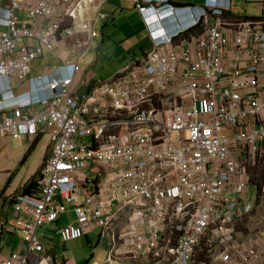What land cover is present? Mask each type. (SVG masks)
<instances>
[{
    "label": "built area",
    "instance_id": "2783aa9c",
    "mask_svg": "<svg viewBox=\"0 0 264 264\" xmlns=\"http://www.w3.org/2000/svg\"><path fill=\"white\" fill-rule=\"evenodd\" d=\"M6 1L0 78L29 90L0 91V139L45 135L52 154L39 196H16L14 222H0V236L14 228L26 246L0 264L44 252L39 229L69 208L75 221L61 240L98 232L103 264H264V232L247 241L236 232L264 196L254 175L264 160V21L227 20L218 0L197 10L120 0L139 12L153 49L87 91L75 82L97 38L91 14L108 0ZM194 13L188 30L180 19ZM45 55L59 63L34 78Z\"/></svg>",
    "mask_w": 264,
    "mask_h": 264
},
{
    "label": "crops",
    "instance_id": "0c3cea01",
    "mask_svg": "<svg viewBox=\"0 0 264 264\" xmlns=\"http://www.w3.org/2000/svg\"><path fill=\"white\" fill-rule=\"evenodd\" d=\"M205 1L206 0H171L172 4L178 8L191 7L196 10L198 8H202ZM220 1L226 7L224 13L227 20H231L234 22L239 20L264 21V0ZM7 4L8 3L6 0H0V6L2 8L7 7ZM96 7L99 8V13L91 14L93 18H96L95 31L97 33V38L95 40L99 39L98 29L101 28V44L105 45L106 32L110 34L109 32L113 30L114 26V29H117V26L121 25L125 29V35H128L124 37L123 42H128L123 45V48L127 46L126 49L131 55L132 63H134L136 60H142L147 53L152 51V40L150 39L149 33L144 26L141 15L135 9L132 3L120 0H108ZM19 16L21 18L25 17V15ZM193 18V16L184 17L180 20H182L183 24H185ZM95 40L90 42V46L85 52L83 59L81 60V71L78 74L75 82V87L78 89L79 87H83L86 88L87 91H90V89L101 84L95 82V76H92L93 74H91L90 71H87L85 73L84 70L85 67H89L92 64L93 58H91L87 63L85 62V59L89 56L90 47L95 43ZM134 40L135 42H133ZM73 43H75V41H73ZM45 57H49L51 60L47 58L46 59L52 62L45 67L36 69V71L34 68H32V76L34 78H39L46 75L47 72H50L52 67L58 65L59 63L57 59L52 58L50 55H45L40 59H45ZM13 82H15L16 84H13ZM10 84L14 93L17 95L29 90L28 83L20 84L17 81L10 80ZM1 120H3L2 117H0V121ZM45 139L46 143L42 146L41 143ZM30 151L31 154L29 158L24 164H22L25 156ZM51 154L52 145L49 143L45 135H40L35 140L23 135L8 136L0 139V222L9 223L10 225L14 222L15 215L12 208L13 198L18 195H22L21 193L25 186H27V184L30 183L34 178H36V176L42 171L44 165L51 158ZM69 214H71L72 216L74 215L71 212L70 208L69 212L60 216L57 222L45 226L51 227V230L54 231L55 236L57 235L61 239L60 232L61 230H63V228L60 229L59 227L60 220L63 216ZM72 220L73 223L75 221V217H73ZM30 221L32 220L30 219ZM43 235L45 236L43 239L45 246L44 252L33 254L30 257L29 264H68L64 260H58L56 255L51 253L49 242L51 243L52 239L47 233H42L41 236ZM92 235L97 239L98 246H100V244L104 242L107 243L105 240H101L99 238L98 232H94ZM90 236L91 235H89L88 237ZM88 237L86 238L88 239ZM17 238L20 239L19 244L16 243ZM25 250L26 246L23 243L21 236H19L18 232L14 228H12L10 232H5L2 236H0L1 256L9 257L14 253L24 254Z\"/></svg>",
    "mask_w": 264,
    "mask_h": 264
},
{
    "label": "rangeland",
    "instance_id": "374dc122",
    "mask_svg": "<svg viewBox=\"0 0 264 264\" xmlns=\"http://www.w3.org/2000/svg\"><path fill=\"white\" fill-rule=\"evenodd\" d=\"M114 27L113 30L109 32L110 34L106 32L105 45L101 44V28L98 29L99 39L95 40V43L91 45L89 56L85 59V62L87 63L91 58H93L92 64L89 67H85L84 70L85 73L90 71V73L93 74L92 76H95L94 79L96 83L111 80L123 68L132 63L131 55L126 49L127 46L123 48V45L128 42H123L124 37L128 35H125V29L123 26H117V29H114ZM133 42H135V40ZM46 58L50 59L49 57H45V59H39L35 62L33 65L35 71L36 69L45 67L52 62L48 61ZM13 84L16 83L13 82ZM0 90H13L10 81L0 78ZM45 143L46 139L42 141L41 145L43 146ZM254 175H256L257 181H264V160L262 161L260 167L255 170ZM227 198L231 199L233 198V195L230 194ZM245 198L246 195L243 194L240 199L243 202ZM73 217L74 215L72 216L71 214L63 216L60 220V229L71 224ZM245 218L246 219L236 227L237 240L239 241H247L248 239L256 236L258 233L264 232V196L259 197L252 214L250 216H246ZM42 233H47L52 239V242H49V246L51 247L50 250L51 253L56 255L58 260H64L68 264H103L106 260L107 243L104 242L98 246L97 239L93 235L88 237V239L84 237L78 241L64 244L59 236H55L51 227L44 226L40 228L39 235ZM16 241L17 244L20 243L19 238H17Z\"/></svg>",
    "mask_w": 264,
    "mask_h": 264
},
{
    "label": "trees",
    "instance_id": "16d2710c",
    "mask_svg": "<svg viewBox=\"0 0 264 264\" xmlns=\"http://www.w3.org/2000/svg\"><path fill=\"white\" fill-rule=\"evenodd\" d=\"M223 16L224 17L226 16L225 13ZM197 31H199L201 33L202 29H197ZM30 154H31V151L28 152V154L25 156L24 160L22 161V164H24L26 162V160L29 158ZM40 177H41V173H39L36 176V178H34L30 183L27 184V186H25V188L23 189L21 194L25 195V196H31L34 194V196L37 195V197H38L39 194H38L37 187H38V180L40 179Z\"/></svg>",
    "mask_w": 264,
    "mask_h": 264
},
{
    "label": "clouds",
    "instance_id": "9594fccd",
    "mask_svg": "<svg viewBox=\"0 0 264 264\" xmlns=\"http://www.w3.org/2000/svg\"><path fill=\"white\" fill-rule=\"evenodd\" d=\"M221 6V1L218 0V7ZM221 9V7H219ZM193 19L189 20L187 23L183 24V21L180 23L181 25H183L184 27H188V30L191 29V28H194L195 26H197V23H198V20H199V17H198V14L194 13L193 15ZM176 20H178L177 18H169L167 20V22L169 23H173L175 22Z\"/></svg>",
    "mask_w": 264,
    "mask_h": 264
}]
</instances>
